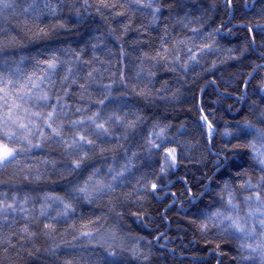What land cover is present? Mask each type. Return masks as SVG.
Instances as JSON below:
<instances>
[{"label":"clouds","instance_id":"clouds-1","mask_svg":"<svg viewBox=\"0 0 264 264\" xmlns=\"http://www.w3.org/2000/svg\"><path fill=\"white\" fill-rule=\"evenodd\" d=\"M14 2L17 9L0 13V33L14 38L0 48V77L7 88L4 61L13 90L43 75L48 98L35 90L17 95L30 109L23 122L31 144L18 124L5 118L0 127V139L16 149L0 164V200L17 205V223L0 224V264H208L194 251L206 240L230 245V260L247 264L226 217L239 205L241 221L252 227L248 208L258 210L251 242L264 241V41L243 31L264 25V0L228 7L208 0L207 8L179 0L182 7L172 10L166 0ZM28 3L39 6L35 18L24 10ZM218 9L227 19L216 21ZM42 27L48 37L38 35ZM164 46L166 56H158ZM49 53L58 57L54 75L39 63ZM49 112L58 134L46 125ZM46 193L53 198L41 218ZM25 195L30 214L20 210ZM42 220L57 231L49 233ZM89 221L83 231L91 234L82 235ZM25 223L35 236L21 231Z\"/></svg>","mask_w":264,"mask_h":264},{"label":"snow or ice","instance_id":"snow-or-ice-1","mask_svg":"<svg viewBox=\"0 0 264 264\" xmlns=\"http://www.w3.org/2000/svg\"><path fill=\"white\" fill-rule=\"evenodd\" d=\"M168 3L169 10L172 9H179L182 7L180 4L179 0H166ZM261 0H257V3H260ZM27 3V0H26ZM233 0H225V7H228L229 4H232ZM19 7L18 4L14 2V0H0V13H3L5 10H15ZM44 7H49L47 0H45ZM39 6L36 4H27V8H25V11H30L34 18L36 17V14L38 12ZM155 12L159 14H164L166 15L167 13L162 12V9L157 7L155 8ZM119 15H123V13H119ZM183 19H187V17H184ZM153 22H156L155 16L153 17ZM64 25L61 24V27ZM228 25L224 22H221L219 24L220 29H225L227 28ZM259 29V31H257ZM231 31V29H229ZM243 31L246 33L247 37L249 40L255 41V40H261L264 41V25H259L257 24L255 27L251 26H244ZM39 36L42 37H48L50 34L46 30V28H40L38 32ZM14 42V38L10 37L6 33H0V48H4L7 46H10L11 43ZM204 47H210V45L206 44ZM66 52L69 54L71 53V50L65 49ZM167 48L166 46L162 47V49L157 53L158 56L164 55L166 56L167 54ZM76 55H80L79 52L75 53ZM145 55H149V53L145 52ZM23 59V58H22ZM40 64L44 66L43 71H46L51 74H55V71L58 66V57L55 53H49L46 58H43L39 61ZM85 63H88V61H85ZM4 71H7L9 74V79H8V87H5L4 80L2 77H0V127L3 126V123L5 121V118L8 121H11L14 124H18V126L21 129L25 130V139H28L29 144H31V139L29 137L31 136V130L28 127V123H24L23 121L28 120V114L30 112V109L25 106L23 103H21L17 99V95L20 96H25V95H30L32 91H36L37 97L40 100H47L48 98V93L46 90L43 89L41 85V81L45 78L43 75H36L33 74L28 77L23 83H21L18 87H16L14 90L12 89L13 85V80H12V67L8 65L7 61H4ZM71 72V70H68ZM15 72L17 74H22L23 69L21 66L17 63L15 65ZM241 86L245 89H247L248 84L245 81H241ZM80 87L83 89L86 87L85 84L81 83ZM8 97V104H7V111H4L5 108V101L4 97ZM200 103L203 104V90H202V95L200 99ZM32 115L35 116H40V113L35 112L32 113ZM54 112H49L47 114V117L45 118L46 125L53 133L58 134V129L56 126L53 124V119H54ZM203 118H207V113H203ZM208 125L209 128L212 127V122L211 120H208ZM12 133H9V136H11ZM41 139H43V135H41ZM166 152L169 154L174 152V149L168 148L165 149ZM16 152V149L12 146L11 141L8 143H5L2 139H0V164L7 162L12 159L14 153ZM175 156H172V159L175 160ZM40 176L37 175L36 179L40 180ZM153 189H157L158 185L153 184L152 185ZM254 187H259V185H256ZM81 191H86L85 189H81ZM255 198L257 201L260 199V192L256 191L254 192ZM52 195L50 193H46L43 195L42 202L40 204V209H39V215L41 218H46L47 217V202L52 199ZM246 200H251L252 197H246ZM229 203L231 204L232 201L231 199L229 200ZM29 205V197L28 195H25L22 200H20V210L23 211L26 214H30L32 209L28 206ZM67 207V206H66ZM17 208L16 203L14 202H5L3 200H0V224L3 225L4 228H10V226L15 225L17 221H15L12 218L11 212L12 210H15ZM234 210L236 211V215L231 216V217H226L231 223V228L229 231V235H234L237 240L241 242V247L247 254V264H264V241H256L255 243H252L251 241L255 237L256 234V228H255V222H256V215L258 210H253L251 206L248 208V217L253 220V226L249 227L247 223L242 222L241 218L238 214L239 212V205H233ZM7 209V210H6ZM262 217H264V213H260ZM224 216V213L218 212L217 217ZM224 221L221 220V223ZM38 223H43V228L47 230L49 233H55L57 231V227L55 223H49V222H44L38 221ZM94 223V221H89L87 224H82L81 229H82V235H90L91 233L88 231H83L84 229H88L89 224ZM259 224L261 226V229H264V218L259 220ZM73 228H75V224L72 225ZM21 231L25 233L26 235L29 236H35V232L32 230V226L28 223L23 224ZM5 237L3 236L2 233H0V240H4ZM157 239H162V237H157ZM209 244L214 245L213 252H215L219 257H223L226 255L221 250V243L214 241V240H207ZM50 254L55 255V245H53L52 248L49 249ZM235 259V258H233ZM241 260H244L245 257L241 256ZM216 264H222V261L220 259L216 260Z\"/></svg>","mask_w":264,"mask_h":264},{"label":"trees","instance_id":"trees-1","mask_svg":"<svg viewBox=\"0 0 264 264\" xmlns=\"http://www.w3.org/2000/svg\"><path fill=\"white\" fill-rule=\"evenodd\" d=\"M201 4L203 7L207 8L209 7L208 0H201ZM189 7H194L192 5H189ZM222 9L217 10V15H216V21L218 22L221 18L227 19L226 16H222ZM233 43H238L239 41L236 38L232 39ZM174 234V233H171ZM179 240V237H177V241ZM187 243V240L185 241ZM191 247V246H190ZM214 245L209 244L206 241L200 242L196 245V248L194 251L198 253V257L201 259H205L208 264H216V260L220 259L222 261V264H225L226 261L229 262V264H234V261H231L230 258L232 255L235 254V250L227 244H221V250L226 253L225 256L219 257L215 252H213Z\"/></svg>","mask_w":264,"mask_h":264}]
</instances>
